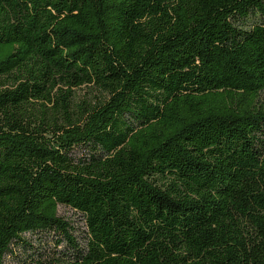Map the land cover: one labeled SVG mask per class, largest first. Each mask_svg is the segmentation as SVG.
I'll use <instances>...</instances> for the list:
<instances>
[{"label": "trees", "instance_id": "16d2710c", "mask_svg": "<svg viewBox=\"0 0 264 264\" xmlns=\"http://www.w3.org/2000/svg\"><path fill=\"white\" fill-rule=\"evenodd\" d=\"M14 250L264 264V0H0V264Z\"/></svg>", "mask_w": 264, "mask_h": 264}, {"label": "rangeland", "instance_id": "374dc122", "mask_svg": "<svg viewBox=\"0 0 264 264\" xmlns=\"http://www.w3.org/2000/svg\"><path fill=\"white\" fill-rule=\"evenodd\" d=\"M87 90L88 89H86V88L79 89V90H77L76 94L78 97H83L86 95ZM57 212L59 215L70 219L72 221L73 225L76 227V231H77L78 235L80 237L84 236V233H85L84 221L82 219V216L79 213H77V212H75L72 209H69L67 207H63V206H58ZM13 254L15 255L14 257H7L6 258V264H16L17 258L20 257L21 253L19 250H14Z\"/></svg>", "mask_w": 264, "mask_h": 264}]
</instances>
